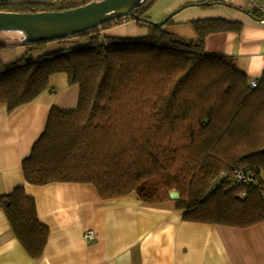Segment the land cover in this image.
<instances>
[{
    "label": "trees",
    "instance_id": "trees-1",
    "mask_svg": "<svg viewBox=\"0 0 264 264\" xmlns=\"http://www.w3.org/2000/svg\"><path fill=\"white\" fill-rule=\"evenodd\" d=\"M148 1L134 10L139 18L145 19ZM83 5L17 0L0 3V11L60 12ZM129 21L135 19L109 20L61 40L0 43V107L8 113L34 101L55 74L78 87L76 108H51L22 162L25 182L90 184L102 200L135 195L144 204L172 201L193 223L248 228L264 222V70L251 87L230 57L204 50L207 36L239 32L241 23L199 20L198 38L188 40L136 20L148 26L146 36H102ZM50 43L61 47L8 60L18 46L33 53ZM238 171L252 182H236ZM215 179L221 188L205 199ZM0 209L29 256L39 257L48 228L38 221L33 198L18 186L0 197Z\"/></svg>",
    "mask_w": 264,
    "mask_h": 264
},
{
    "label": "crops",
    "instance_id": "crops-1",
    "mask_svg": "<svg viewBox=\"0 0 264 264\" xmlns=\"http://www.w3.org/2000/svg\"><path fill=\"white\" fill-rule=\"evenodd\" d=\"M173 3V9L195 5L217 13L224 8L229 18L218 19L241 23V29L207 36L205 54L230 57L250 81L261 77L264 24L248 14L247 0ZM163 29L179 38H198L192 27L180 23ZM60 47L50 43L33 54ZM77 102L78 87L69 85L65 74H55L34 101L12 113L0 107V197L23 186L34 200L38 221L48 228L43 252L32 258L0 209V264H264V222L248 228L193 223L183 219L172 201L144 204L135 195L102 200L90 184L26 183L22 162L44 132L51 108L74 109ZM89 230L95 240L86 242L83 234Z\"/></svg>",
    "mask_w": 264,
    "mask_h": 264
},
{
    "label": "water",
    "instance_id": "water-1",
    "mask_svg": "<svg viewBox=\"0 0 264 264\" xmlns=\"http://www.w3.org/2000/svg\"><path fill=\"white\" fill-rule=\"evenodd\" d=\"M12 0H0L7 3ZM28 2H56L58 0H21ZM143 0H95L74 9L60 12L17 13L0 11V31H23L26 34L24 42L38 43L65 39L100 24L119 18L129 17L144 23L161 27L171 18L160 23L139 18L134 10ZM221 188V183L215 179L210 185L205 199ZM172 198L177 195L171 194Z\"/></svg>",
    "mask_w": 264,
    "mask_h": 264
},
{
    "label": "rangeland",
    "instance_id": "rangeland-1",
    "mask_svg": "<svg viewBox=\"0 0 264 264\" xmlns=\"http://www.w3.org/2000/svg\"><path fill=\"white\" fill-rule=\"evenodd\" d=\"M95 0H58L56 2H50L52 4L57 3L60 5L67 4H88ZM174 0H149L146 4H143L142 15L145 19L151 21L152 23H160L171 16V20L168 26H171L175 23H180L184 26H190L195 30L194 23L199 20H208L212 18H229L224 17L223 12L225 9L222 8L221 12H206L204 9L197 6H188L175 8L173 9ZM11 3L17 2V0L10 1ZM39 3H49V2H39ZM173 10V11H172ZM7 12V11H5ZM209 14V15H207ZM214 14V15H213ZM215 16V17H212ZM195 23V25H196ZM166 27V26H164ZM149 28L146 24H137L135 21H129L124 24L112 27L102 33L103 37L111 38H121V39H133L144 37L148 34ZM26 34L23 31L14 30V31H0V43L7 45H18L24 42ZM75 43V42H71ZM78 41L74 44L77 45ZM71 44H69L70 46ZM72 46V45H71ZM13 54L11 55L12 59L8 57L9 62H15L23 59H30L31 56H34L33 53L28 52V47L18 46L13 49Z\"/></svg>",
    "mask_w": 264,
    "mask_h": 264
},
{
    "label": "built area",
    "instance_id": "built-area-1",
    "mask_svg": "<svg viewBox=\"0 0 264 264\" xmlns=\"http://www.w3.org/2000/svg\"><path fill=\"white\" fill-rule=\"evenodd\" d=\"M247 12L255 18L260 24H264V0H247L246 4ZM257 80L251 81V87L257 86ZM235 181L238 183H250L252 177L247 175L245 172L238 171L234 174ZM83 240L86 242L95 240V233L91 230L86 231L83 234Z\"/></svg>",
    "mask_w": 264,
    "mask_h": 264
}]
</instances>
